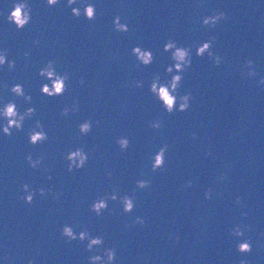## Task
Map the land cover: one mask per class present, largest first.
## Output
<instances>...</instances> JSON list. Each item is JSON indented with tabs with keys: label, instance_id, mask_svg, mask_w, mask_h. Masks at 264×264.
I'll return each instance as SVG.
<instances>
[{
	"label": "water",
	"instance_id": "water-1",
	"mask_svg": "<svg viewBox=\"0 0 264 264\" xmlns=\"http://www.w3.org/2000/svg\"><path fill=\"white\" fill-rule=\"evenodd\" d=\"M14 2L0 0V50L15 61L11 69L0 66V106L13 101L19 112H35L21 130L0 131V264H89L104 248L115 250L112 264H264V85L258 83L264 0H76L71 6L26 0L31 18L20 29L6 19ZM85 3L95 6L93 20L82 14ZM71 7L81 15L73 16ZM217 10L227 19L215 27L201 24ZM115 16L128 31L114 29ZM211 37L219 65L207 53L195 54ZM169 39L190 47L192 58L177 89V95L191 93L189 107L172 113L149 91L154 74L161 82L172 75L165 72L173 63L170 52L163 50ZM133 46L150 50L152 62L140 64ZM48 60L57 73H68L62 95L39 90L48 81L38 70ZM247 60L255 76L242 75ZM16 83L30 101L9 91ZM74 103L78 110L63 115ZM36 120L47 139L31 144L26 133ZM84 120L91 130L81 135ZM154 120L162 126L151 128ZM5 122L0 117V125ZM121 136L129 141L124 150L116 143ZM163 144V169L152 171L151 157ZM77 147L87 161L68 171L64 157ZM27 154L41 163L30 167ZM139 179L149 186L136 187ZM189 180L191 187H184ZM25 183L33 191L30 204L21 198ZM40 188L51 192L42 196ZM113 192L118 199H108L99 216L90 210L95 199ZM123 195L134 197L127 213ZM136 216L145 223H133ZM65 224L103 243L88 251L86 240L61 235ZM236 224L244 227L242 236L230 233ZM245 239L251 251L241 253L235 245Z\"/></svg>",
	"mask_w": 264,
	"mask_h": 264
},
{
	"label": "clouds",
	"instance_id": "clouds-1",
	"mask_svg": "<svg viewBox=\"0 0 264 264\" xmlns=\"http://www.w3.org/2000/svg\"><path fill=\"white\" fill-rule=\"evenodd\" d=\"M58 0H46V4L49 6L55 5ZM76 3V0H66V5L71 6ZM31 7L26 2V0H16L13 3L10 11H8L6 19L13 23L17 29L23 28L30 20ZM70 11L73 16L79 17L81 15V9L79 7H71ZM83 16L88 20H93L95 18V6L92 3H85L82 9ZM227 19L223 11H215L212 15H206L201 18V24L208 27H215L216 24L222 20ZM113 26L116 31L126 32L128 31V25L120 22V17H113ZM215 37H211L209 40L200 42L195 46V54L197 56H203L205 53L212 58L214 64L219 65L222 57L215 55L211 51V44ZM37 41H33L36 43ZM163 50L165 52H170L172 64L165 67V72L172 73L170 79L166 82H161L159 74H154L153 78L149 84V91L156 97V99L162 104L164 110L168 113L175 111H185L189 107V101L191 99V93L185 92L184 94L177 95V89L179 87L180 81L182 80V73L184 70L191 65V53L190 47L177 46L176 42L172 39L167 40L163 44ZM7 50H0V66L7 63L9 69L13 68L15 61H6ZM131 53L135 56L136 60L143 65H148L153 60V54L150 50L142 49L140 46H133L131 48ZM28 54L25 53V56ZM253 61L247 60L245 66L247 67V72L242 73V75L255 76L256 73L252 68ZM38 75L45 78L48 82L42 83L40 86V92L49 97L62 95L66 89L65 81L68 79V73H57L54 67V61L48 60L39 70ZM83 83V80L80 81ZM259 84L264 85V76H261ZM136 86L140 87L141 82L136 81ZM9 91L16 96H22L25 101H30L31 96L25 94L24 89L21 84L16 83L11 85ZM77 111L78 104L74 103L72 108L64 107L61 109L63 115H67L69 111ZM35 112L33 107H27L23 112L17 110L16 104L13 101H8L7 103L0 106V117H3L6 121L3 125H0V131L5 135H11L12 129L15 128L17 131L21 130L22 123L26 117H31ZM151 128H160L162 126L161 121L154 120L149 125ZM79 133L81 135L87 134L91 130V123L89 120H84L78 125ZM28 142L31 144H37L47 139V134L43 130L39 120L35 121V125L27 133ZM195 135V134H193ZM116 143L119 145L121 150L128 147L129 141L126 137H118ZM168 148L167 144H163L151 157V169L156 171L158 168L163 169L165 152ZM67 161L68 171L82 168L87 161V154L79 147L74 150H70L66 153L64 157ZM41 157L37 156L33 159L31 154L25 156V160L28 162L29 166L35 168L41 163ZM111 175V173H109ZM150 182L148 180L139 179L136 181V187L145 188L148 187ZM192 182L186 181L184 187H191ZM22 190L26 193L21 198L26 203H31L33 200V191L29 188L27 183L21 185ZM39 193L43 196L46 191L51 192V189H38ZM210 189L205 190V199L210 196ZM117 200V194L115 192L99 197L95 199L90 204V210L93 211L97 216H99L102 210L107 208V200ZM119 201L122 205V210L127 213L130 212L134 207V197L130 195H123L119 197ZM236 202H240V197L236 198ZM242 216H246L247 213L242 212ZM133 223H138L143 225L145 223L144 219L140 216L134 218ZM244 232V227L241 224H236L230 229V233L233 236H242ZM61 235L66 237L68 240H79L81 242L87 241L85 244V249L88 251L93 250V246H99L103 243V238L101 236H92L89 232L81 230L79 232H74L72 226L65 224L61 228ZM236 250L241 253H246L251 251V245L247 239L240 240L235 245ZM7 259V257H5ZM115 258V250L113 248H104L102 254H93L88 257L89 264H112ZM28 264H32L29 260ZM239 264H247L246 260H240Z\"/></svg>",
	"mask_w": 264,
	"mask_h": 264
}]
</instances>
